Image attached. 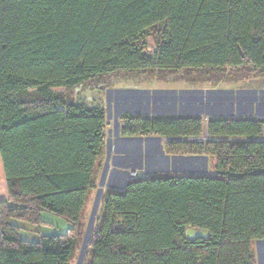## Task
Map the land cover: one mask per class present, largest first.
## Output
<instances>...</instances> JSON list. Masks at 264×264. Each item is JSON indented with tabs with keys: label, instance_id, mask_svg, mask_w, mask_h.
Masks as SVG:
<instances>
[{
	"label": "trees",
	"instance_id": "trees-1",
	"mask_svg": "<svg viewBox=\"0 0 264 264\" xmlns=\"http://www.w3.org/2000/svg\"><path fill=\"white\" fill-rule=\"evenodd\" d=\"M161 28L147 57V32ZM253 66L264 71V0H0V264H70L96 189L105 112L64 105L72 89L118 70ZM125 138L168 142L170 155L214 159V174L142 176L107 191L85 264H255L264 241V121L124 118ZM65 235L21 239L19 221ZM187 228L207 237L188 238Z\"/></svg>",
	"mask_w": 264,
	"mask_h": 264
},
{
	"label": "rangeland",
	"instance_id": "rangeland-1",
	"mask_svg": "<svg viewBox=\"0 0 264 264\" xmlns=\"http://www.w3.org/2000/svg\"><path fill=\"white\" fill-rule=\"evenodd\" d=\"M159 31L161 28L149 31L145 36L143 52L147 57L152 56L158 49L156 36ZM53 92L64 105L100 108L104 110L106 118L104 149L95 167L96 189L90 194L85 206L82 219L83 234L70 264L86 263L89 245L87 243L84 251L86 237L90 231L89 242L97 225L105 193L109 190L121 191L125 183L133 178L132 172L147 177L214 174L215 163L212 158L167 159L161 148L164 147L166 150V145L170 141L158 140V137H155L157 140L154 142L125 140L120 135L121 129L125 126V117L199 116L204 127L211 118L264 121V71L253 66L228 67L220 70L147 69L134 72L118 70L110 75L88 80L75 88L53 89ZM198 140L189 142L206 143L211 139L203 133ZM127 147L129 152L125 156L132 157L126 162L117 159L126 153L120 150ZM121 162L128 167H119ZM186 164L188 166H185ZM196 165L197 167H194ZM42 222L46 225L37 227L13 221L21 228V239L29 243L37 242L39 236L65 235L70 229L69 224L49 213L42 214ZM185 236L205 238L207 233L187 228ZM251 252L255 264H264V241L254 242L251 245Z\"/></svg>",
	"mask_w": 264,
	"mask_h": 264
},
{
	"label": "crops",
	"instance_id": "crops-1",
	"mask_svg": "<svg viewBox=\"0 0 264 264\" xmlns=\"http://www.w3.org/2000/svg\"><path fill=\"white\" fill-rule=\"evenodd\" d=\"M151 137H154V138H151ZM155 137L156 136H150V137H139V138H125V140H129V141H131V140H145V141H152V142H154L155 140H157V139H155ZM160 139H162V138H159L158 137V140H160ZM163 140V139H162ZM129 147V146H128ZM128 147L126 148V149H121L120 150V152H122V153H125L124 155H121V156H118L119 158H117V159H122V160H124L125 162L126 161H128L127 159H130V157H132V156H125L126 154H128V152H129V150H128ZM162 149V151H163V154H165V156H166V158L168 159V158H170V159H182V160H193V159H199V157H195V156H191V155H185V156H175V155H170L169 153H167L166 152V150H164V147L163 148H161ZM164 157V156H163ZM203 157V156H202ZM206 158V157H205ZM121 160V161H122ZM190 162H192V161H190ZM190 165V164H189ZM121 166H126V167H128V165H123V163L121 162L120 164H119V167H121ZM185 166H188V164H186ZM191 167H193L192 166V164L190 165ZM194 167H197V165L196 166H194ZM141 169V168H140ZM143 169L145 170V167H143ZM184 172V171H183ZM178 174H183V173H178ZM189 174H191V173H189ZM176 176H189V175H176ZM126 184V183H125ZM124 188V187H123ZM122 188V189H123ZM7 199V191H6V185H5V179H4V174H3V167H2V163H1V159H0V201H3V200H6Z\"/></svg>",
	"mask_w": 264,
	"mask_h": 264
},
{
	"label": "built area",
	"instance_id": "built-area-1",
	"mask_svg": "<svg viewBox=\"0 0 264 264\" xmlns=\"http://www.w3.org/2000/svg\"><path fill=\"white\" fill-rule=\"evenodd\" d=\"M163 140H165V141H170V142H183V141H194L195 139H186V140H172V139H163ZM196 140H198V139H196ZM199 141V140H198ZM209 141H212V140H209ZM132 177L133 178H136V177H142L143 175H137L135 172H132Z\"/></svg>",
	"mask_w": 264,
	"mask_h": 264
},
{
	"label": "bare ground",
	"instance_id": "bare-ground-1",
	"mask_svg": "<svg viewBox=\"0 0 264 264\" xmlns=\"http://www.w3.org/2000/svg\"><path fill=\"white\" fill-rule=\"evenodd\" d=\"M99 196V195H98ZM94 219V218H93ZM93 221V220H92ZM91 227V226H90ZM89 235H90V231L88 232V235H87V237H86V242H85V245H84V251H86V245H87V243H89L88 242V238H89ZM88 248V247H87Z\"/></svg>",
	"mask_w": 264,
	"mask_h": 264
}]
</instances>
